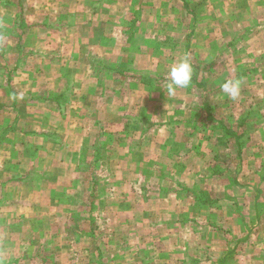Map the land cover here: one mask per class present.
Listing matches in <instances>:
<instances>
[{"label": "rangeland", "instance_id": "374dc122", "mask_svg": "<svg viewBox=\"0 0 264 264\" xmlns=\"http://www.w3.org/2000/svg\"><path fill=\"white\" fill-rule=\"evenodd\" d=\"M28 2L23 1L20 7V19L27 15ZM97 5L104 9L103 17H107L110 11L116 23L126 28L115 36L117 43H121L124 34L137 40L146 28L152 32L149 42L164 43L165 49L155 50L151 55L153 68L137 70H147L144 78L147 87L139 86L133 77L127 81L132 95L135 90L142 101L131 97L124 110L136 115L137 106L141 104L148 119L177 125L179 129L174 131L180 139L170 147L164 142L159 143V148L148 141L142 143L143 150L147 149L150 157L155 156L154 170L158 168L157 171L163 173L162 177L149 172V177L140 181L134 161L130 164L132 178L119 175L123 168L120 164L117 169L111 168L109 155L114 151L108 143L112 139L108 142L105 136L96 141L99 142L96 147L94 145L85 151L91 162L88 160L84 167L92 177L85 178L83 185L77 186V194L73 191L67 197H54L46 190L43 197H51L48 207V204H40L44 200L42 198L32 201V204L26 203L24 198H17V204L9 205L11 195L2 199L0 194V218L9 214L19 215L18 220L11 222L17 223L15 227L2 226L0 219V250H3L6 234L13 233L17 242L11 248L19 250L21 247L19 251L27 255L23 264H205L203 224L207 211L203 201L207 197L210 200L215 198L213 186L220 183L218 177H209L203 182L199 176L195 177L191 166L196 162L187 151L190 141L183 134L188 132V124L194 119L197 122V142L206 143L196 156L204 158L212 168L220 166L216 157L222 153V156L227 154L229 157L227 168L235 166L240 169L234 161L228 163L240 153L245 158L243 164L247 173L257 168L264 170V0H113L99 1ZM15 11L16 7L10 5L0 13V65L17 60V52L8 50L16 39L11 40L6 32L15 24L11 16ZM53 11L50 16L56 20V10ZM34 16L38 21L44 20L37 11ZM137 22L141 23L140 30L134 29ZM188 43L192 49H187ZM20 44L18 58L22 61L27 59L28 50L22 40ZM160 55L163 58L159 59ZM185 56L193 67L192 83L188 88L177 89L174 96H168L165 88L168 72ZM109 65L105 64L108 68ZM253 65L258 66L260 72L251 71ZM31 67L25 65L22 72L29 76ZM96 68L101 75L106 73L104 65ZM242 72L238 78L237 74ZM257 73L262 77L256 76ZM20 78L16 74V80L12 82L19 89L37 85L23 82ZM228 79L241 81L240 95L236 100L221 92V85ZM106 80H103L108 84H103L107 86L105 89L121 86L115 80ZM254 92L258 94L256 97ZM1 100L3 102L0 103L8 101L5 95L0 97ZM211 106L224 119L222 121L228 122L231 131L241 136L238 145L234 135L223 136L225 144L221 148L219 142L209 139L211 136L217 139L221 134L220 129L211 126L219 119H211ZM226 106L231 108L226 111ZM2 115L0 131L7 122L11 123V117ZM107 115L103 110L102 116L106 119L103 123L110 127ZM76 117L70 116L71 121H77ZM205 150L208 153L206 158ZM120 153L123 154L122 151L117 152ZM201 163L203 165V160ZM77 170H81L80 165ZM113 171L118 172L114 174ZM227 173L221 177V183L229 186L235 180L252 184L264 180L260 179L261 175L253 177L244 172L235 176L236 171ZM63 207L66 210H57ZM41 214L46 222L44 226H36L33 218ZM59 216L65 218V221L60 220V226L57 223L45 227L47 218L56 222ZM58 255H63L64 259L59 260ZM0 259L7 261L1 252Z\"/></svg>", "mask_w": 264, "mask_h": 264}, {"label": "crops", "instance_id": "0c3cea01", "mask_svg": "<svg viewBox=\"0 0 264 264\" xmlns=\"http://www.w3.org/2000/svg\"><path fill=\"white\" fill-rule=\"evenodd\" d=\"M23 1L27 2L0 0V13L6 11L10 5L16 7L15 14L11 15L12 23L15 24L6 32L11 40L16 39L14 45L10 43L8 50L17 52L16 61L0 65V97L5 95L8 99L5 103H0V115L11 117V123L7 122L6 127L0 131V145L3 149L0 150L2 199L11 195L9 205H14L17 204V198H24L26 203L42 198L44 200L40 204H48V207L51 197H43L46 190L48 195L52 194L54 197H67L73 191L77 194V186L83 185L85 178L92 177L84 167L88 160L91 162L85 151L92 149L94 145L96 147L99 144L96 141L105 136L108 142L112 139L108 143V147L114 151L109 155L111 168L117 169L119 164L123 168L119 175L132 178L133 169L130 164L134 161L140 181L141 178L149 177V172H153L156 177H162L163 173L157 171L158 168L154 170L155 156L150 157L148 150H143L142 143L148 141L157 148L161 146L160 142L173 145L180 139L174 131L179 127L173 126V123L148 119L146 111L142 112L141 104L137 106L139 109L136 115L128 109L125 111L124 107L130 104L131 97L142 101L141 95L135 93V90L132 95L127 81L133 77L139 86L147 87L144 78L147 70L153 68L154 59L151 55L155 50L165 49L164 43L149 42L152 32L147 28L137 40L124 34L121 43H117L116 37L126 28L116 23L114 14L110 11L107 17H103L104 9L97 5L99 1L113 0H29L27 15L20 19ZM53 9L56 10V20L50 16ZM36 11L44 20L33 18ZM140 26L141 23L137 22L134 29L140 30ZM20 40L28 50L27 59L22 61L18 58V53L21 52ZM187 49H192L189 43ZM161 58L163 57L160 55L159 59ZM108 63L111 64L109 68L105 66ZM25 65H32L29 76L22 72ZM100 65H104L106 70L103 75L96 68ZM252 67L251 71L260 72L258 66ZM141 69L147 70L137 71ZM243 73L237 74V77L240 78ZM16 74L20 75L23 82L37 85L23 90L15 87L12 82L16 80ZM256 76L262 77L260 73ZM105 78L115 80L121 86L118 89L111 88L113 86L105 89L107 86L103 84L108 85L103 83ZM255 94L258 95L254 92ZM225 96L227 97L226 94ZM212 108L211 106L212 113H209L211 119H219L218 123L211 126L220 129L221 134L217 139H213L214 136L209 139L214 140V143L219 142L221 148L225 144L223 136L234 135L238 145L241 136L232 132L228 122L222 121L224 119ZM229 108L231 107L226 106L225 110ZM103 110L108 113L110 127L103 123L106 122L102 116ZM72 115H77V121H71ZM227 116L226 113L225 117ZM196 123L193 119L188 124V132L183 134L190 141L187 151L196 162L191 166L193 174L202 179L200 182L209 177H218L220 183L213 186L215 198L210 200L207 197L203 201L204 210L207 211L203 224L207 259L205 264H264V170L257 168L247 173L243 164L245 158L240 153L232 160L229 159L228 163L234 161L242 171L235 166L233 169L227 168L226 161L229 157L227 154L222 156V153L216 157L220 166L212 168L208 161L196 156L202 152L204 144L206 147L205 141L204 144L197 142ZM128 136L132 138L131 141H126ZM206 138L207 141L208 137ZM206 150L205 158L208 156ZM116 151H122L123 154H117ZM114 154L116 156L113 159ZM113 162H117V165H113ZM79 165L81 170L78 171ZM234 171L237 172L235 176L239 173L243 175L244 172L251 176L261 175L259 177L263 182L259 180L252 184L235 180L230 186L222 184L221 177ZM116 172L118 171H113L114 174ZM75 198L79 200V197ZM1 207L4 208L3 203ZM42 216L43 214L33 218L36 226H44L46 221ZM16 218L19 215H4L0 218L1 225L15 227L17 223L11 222L18 220ZM61 219L65 221L61 216L56 222L47 218L45 227L57 223L60 226ZM6 235L3 250L0 252L7 261L0 259L1 264H23L27 255L19 251L21 247L19 250L11 248L17 242L16 236L13 233ZM58 257L59 260L64 259L63 255Z\"/></svg>", "mask_w": 264, "mask_h": 264}, {"label": "clouds", "instance_id": "9594fccd", "mask_svg": "<svg viewBox=\"0 0 264 264\" xmlns=\"http://www.w3.org/2000/svg\"><path fill=\"white\" fill-rule=\"evenodd\" d=\"M193 79V67L187 56L182 58L179 62L172 65L168 72V82L166 83V93L168 96H174L177 89L188 88ZM221 89L232 100H236L241 91L240 80H226Z\"/></svg>", "mask_w": 264, "mask_h": 264}]
</instances>
